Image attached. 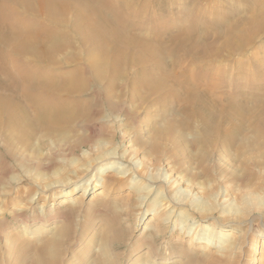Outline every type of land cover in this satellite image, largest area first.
Here are the masks:
<instances>
[{
    "label": "bare ground",
    "instance_id": "1",
    "mask_svg": "<svg viewBox=\"0 0 264 264\" xmlns=\"http://www.w3.org/2000/svg\"><path fill=\"white\" fill-rule=\"evenodd\" d=\"M210 1L0 0V138L6 154L13 157V150L23 144L47 146L46 138L71 143L65 147V152L72 154L86 147L102 149L107 145L105 133L110 141L116 142L120 131L124 139L133 134V140L141 142L143 147L150 145V150L161 157L157 144L167 137L166 130L153 126L150 135L141 137L122 127L116 128L113 123L104 127L101 121L124 124L133 120L139 129L138 123L143 119L139 109L146 104L153 107L156 103L166 107L169 102L178 104L186 117L185 123L201 122L206 140L219 133L229 140L236 138L253 107L239 89L234 94L228 91L221 94V86H232L234 81L242 86L249 82L245 74L251 67L236 56L252 54L257 48L254 44L263 41L264 0H241L251 7L243 2L232 7L230 1L225 2L220 4L222 8L214 4L212 9H217L214 14L210 6L205 7ZM157 4H161L159 11L155 10L160 16L149 12ZM243 7L250 11L244 14ZM189 21V25H184ZM188 58L193 62L200 58L196 66L206 64V69H200L202 76L183 72ZM235 58L238 65L232 67L233 76L229 71L218 69L225 66V61ZM253 61L264 74V60L256 55ZM126 97L130 101L121 99ZM254 100L260 101L257 105L263 109L257 114L262 116L257 122L264 127V91ZM167 120L174 125L173 118ZM220 122L226 124L222 130H219ZM97 125L101 128L95 129ZM96 136L104 141L95 142ZM115 157L111 151L105 152L89 165L85 164L82 172H74L73 177L64 182L45 186L44 192L59 193L62 204L64 198H70L82 186L81 197L74 199L82 205L81 198L106 187L105 172L111 167H115L119 177L127 175L124 169L117 171L119 162ZM84 177L88 180L79 184ZM134 183L140 185L139 181L134 180ZM149 186L152 188L145 189V195L153 192L155 195L158 184ZM159 197L158 208L165 207V211L167 207H175L176 203L161 197L160 193L155 198ZM95 204L100 205L94 202L90 205ZM76 208L64 209L65 215L60 217L64 223L59 227L62 231L48 237L44 244L33 245L22 239L20 246L31 253L26 260L22 257L19 264H28L29 260L32 264H66L62 252L78 249L85 234L96 230L92 211L86 212L85 222L75 229L74 224L78 225L76 221L82 214V210ZM112 212L114 226L104 230L101 243L98 244L99 236L95 235L84 243V251L75 250L74 264H121L123 253L117 247L125 246L130 232L116 227L118 217L114 210ZM17 213L9 212L13 217ZM174 213L170 211L158 220L160 223L171 220ZM56 220L57 225L60 221ZM153 232L152 237H158L156 227ZM211 236L200 237L206 248L212 246ZM228 242L225 240L221 246L213 247L221 253L233 247ZM253 242L247 258L252 264L264 255V240L257 238ZM97 244L100 249L96 253ZM132 247L138 250L141 245Z\"/></svg>",
    "mask_w": 264,
    "mask_h": 264
},
{
    "label": "rangeland",
    "instance_id": "2",
    "mask_svg": "<svg viewBox=\"0 0 264 264\" xmlns=\"http://www.w3.org/2000/svg\"><path fill=\"white\" fill-rule=\"evenodd\" d=\"M211 1L205 7L210 6L213 14L217 12V9H212L214 4H218L215 7L229 1L231 7L240 2L246 6L249 4L241 0ZM256 4L259 8V3ZM158 7L160 8L161 4L152 6L149 12L157 14L155 10L159 11ZM243 9L244 14L250 11V8ZM178 10L180 12V9ZM157 15L160 16L161 13ZM190 23L191 21L184 25ZM255 46L257 48L251 51L252 54L236 56L247 61L246 65L251 67L245 74L249 82L243 86L238 81H234L232 86H221V94L224 91L234 94L239 89L243 97H248L245 100H250L247 103L253 107L251 113L246 115L248 119L240 132L232 140L220 133L206 140L201 122L185 123L183 111L177 103L171 102L167 103L166 107L163 103H156L157 105L150 108L147 104H140L139 106H143L139 110L144 120L138 123L139 129L133 120L124 124L101 121L104 127H110L113 123L112 126L133 131L141 137L150 135L149 131L156 127H160L162 131L166 130L167 137L157 144L161 148V157H157V154L150 150V145L143 147L141 142L133 140V134L124 139L120 131L116 142L110 141L109 135L105 133L107 145L102 149L86 147L77 149L73 154L68 150L65 152V147L71 143L63 141L62 144L61 141H50L46 138L47 146L41 147V143H37L35 147L19 145L13 150V157H9L4 151L3 139L0 138V264H19L22 257L26 260L31 251H26L20 246L21 240L29 241L33 245L44 244L48 237L62 231L59 227L64 223V219L60 218L65 215L62 213L64 209H74L76 206L82 210V214L76 221L78 225L76 222L74 224L75 229L77 226L79 229L80 224L85 222L86 212L92 211L96 230L92 233L86 232L78 249L71 248L69 253L62 252L66 264L76 261L73 252L84 251V243L90 237L99 236L98 244L102 242L104 230H110L114 226L112 210L118 217L119 226L116 227L130 232L125 244L123 243L125 246L117 247L119 252L123 253L121 264H252L247 258L253 241L257 238L261 242L264 240V127L257 122L262 117L257 114L263 109L257 105L260 101L254 100L264 91V74L253 61L256 55L260 60H264V38L259 44L256 42ZM236 58L225 61V66L218 69L222 72L229 71L233 76V68L238 65ZM199 61L200 58L194 62L188 58L183 72H191L196 77L202 76L200 69H206L207 66L205 63H201L204 67L196 66ZM214 68L217 73L218 69ZM121 99L130 101L129 97ZM133 106L135 107L134 104ZM168 118L174 119V125L169 124ZM148 124H151V127ZM220 124L219 130L226 127L225 122ZM100 128L97 125L95 129ZM199 135L202 139H198ZM94 138L95 142L103 140L98 136ZM203 139L206 141H202ZM109 151L118 158L117 171L124 169L127 175L119 177L115 167H111L105 172L108 178L106 187L81 198L82 205L78 204L79 200H74L81 197L82 186L76 189L70 198H64L62 204L59 193L44 192L45 186L64 182L73 177L74 172H82L86 165ZM87 180L88 177H84L79 184H84ZM134 180L139 181L140 185L136 186ZM153 183L159 186L157 193L145 195V189H151L149 185ZM158 193L176 203L175 207H167L165 211V207L158 208L157 203L161 200L160 197L155 198ZM32 199H35L33 203ZM92 202L99 203V207L98 204L91 206ZM170 211H175L173 220L160 223L158 219ZM9 212H18V215L13 217ZM56 219L60 221L57 225ZM155 227L159 235L153 238L151 234ZM202 235L207 238L212 235L211 247H205L200 240ZM225 240L233 245L232 250L217 252L218 249L214 247L221 246ZM138 243L141 247L133 250L132 246ZM216 243L218 245H215ZM98 244L95 246V252L100 249ZM149 252L152 255H149ZM260 259L253 264H264V255L260 256ZM28 264H32L30 260Z\"/></svg>",
    "mask_w": 264,
    "mask_h": 264
}]
</instances>
